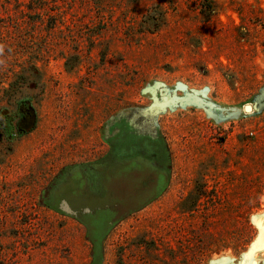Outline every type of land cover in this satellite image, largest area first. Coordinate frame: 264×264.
Segmentation results:
<instances>
[{"label":"rangeland","instance_id":"obj_1","mask_svg":"<svg viewBox=\"0 0 264 264\" xmlns=\"http://www.w3.org/2000/svg\"><path fill=\"white\" fill-rule=\"evenodd\" d=\"M0 264H264V0H0Z\"/></svg>","mask_w":264,"mask_h":264},{"label":"flooded vegetation","instance_id":"obj_2","mask_svg":"<svg viewBox=\"0 0 264 264\" xmlns=\"http://www.w3.org/2000/svg\"><path fill=\"white\" fill-rule=\"evenodd\" d=\"M16 102H17V106L15 108L16 109L15 114H16V117L18 118L16 130L20 132H24V129H23L24 124L28 120V118L32 115L30 111L32 104L30 103L28 99H20ZM114 150L115 149H113V151Z\"/></svg>","mask_w":264,"mask_h":264},{"label":"water","instance_id":"obj_3","mask_svg":"<svg viewBox=\"0 0 264 264\" xmlns=\"http://www.w3.org/2000/svg\"><path fill=\"white\" fill-rule=\"evenodd\" d=\"M248 108H249V106L247 105V106H245L244 109L247 110ZM254 109H257V107L254 106ZM148 198H149V197H145V198H143V199H140L137 203H135L134 206H129V207L126 208V209H122V210H124V211H123V214H124V212L128 211L129 209H134V208H137V207L141 206L143 203H145V202L147 201ZM119 214H120V215L117 216V217H120L122 213H119Z\"/></svg>","mask_w":264,"mask_h":264},{"label":"crops","instance_id":"obj_4","mask_svg":"<svg viewBox=\"0 0 264 264\" xmlns=\"http://www.w3.org/2000/svg\"><path fill=\"white\" fill-rule=\"evenodd\" d=\"M146 160H147V159H146ZM148 161H149V160H148ZM157 170H159V169H157ZM159 171H161V170H159ZM161 172H163V171H161ZM156 178H157V177H156ZM156 178H155V179H156ZM159 178H160V176H159ZM161 178H162V177H161ZM154 182H155V181H154ZM153 184H154V183H152V185H153ZM161 186H162V185H160V186L157 188L156 192L160 190ZM156 192H155V193H156ZM155 193H154V194H155ZM144 195H145V193H144ZM152 195H153V194H152ZM147 196H151V195H147ZM144 198H145V197H144ZM140 199H143V198H140Z\"/></svg>","mask_w":264,"mask_h":264},{"label":"bare ground","instance_id":"obj_5","mask_svg":"<svg viewBox=\"0 0 264 264\" xmlns=\"http://www.w3.org/2000/svg\"><path fill=\"white\" fill-rule=\"evenodd\" d=\"M121 201V200H120Z\"/></svg>","mask_w":264,"mask_h":264}]
</instances>
